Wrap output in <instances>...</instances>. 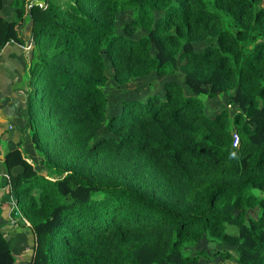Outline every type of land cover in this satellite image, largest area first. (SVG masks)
<instances>
[{
  "label": "trees",
  "instance_id": "obj_1",
  "mask_svg": "<svg viewBox=\"0 0 264 264\" xmlns=\"http://www.w3.org/2000/svg\"><path fill=\"white\" fill-rule=\"evenodd\" d=\"M6 2L15 21L1 15ZM10 42H31L32 162L18 149L3 161L32 231L29 264H199L210 258L192 250L207 237L236 255L214 258L264 264V0H0V55ZM105 61L118 86L165 78L162 95L127 98L107 116ZM199 95L239 110L208 117ZM127 159L145 174L111 172ZM14 263L0 231V264Z\"/></svg>",
  "mask_w": 264,
  "mask_h": 264
},
{
  "label": "rangeland",
  "instance_id": "obj_2",
  "mask_svg": "<svg viewBox=\"0 0 264 264\" xmlns=\"http://www.w3.org/2000/svg\"><path fill=\"white\" fill-rule=\"evenodd\" d=\"M3 18L8 21H15L16 15L11 2H6L4 10L1 12ZM131 21L130 13H119L116 17V28L119 32L123 31V27ZM20 33L29 37L30 25L24 24L19 29ZM29 35L27 36V34ZM140 33H137L138 36ZM31 44V42H29ZM213 40H206L204 42L194 43L196 51H201L204 48L214 45ZM19 51L11 58L6 60L2 54L0 57V118L8 121L5 124L4 131L0 133V179L7 175L3 161L5 155L15 149L20 150L22 156L28 161L32 162L33 151L29 145L27 136L26 124V107L25 98L27 94V78L28 73V60L30 51H24L21 46ZM105 73L107 76V84L104 90V94L107 98L106 114L110 116L112 113L119 110L120 104L127 98H136L144 100L147 95L151 93H157L162 95V85L166 81L165 78L150 76L142 80H134L128 85L118 86L113 80V71L108 61H105ZM170 78L179 80L182 82V72H178L177 75ZM198 98L204 105V113L208 117H212L219 110L225 108L231 115L237 112L239 109L237 105H230L228 97L222 96L218 98H210L206 95H199ZM232 129V127H231ZM234 132V131H233ZM108 136V133L102 128L95 136L92 143L99 141L100 139ZM35 160V159H34ZM40 173H45L44 169L34 165ZM111 172L119 174L125 178L133 179L132 176H138L145 174L144 165L135 159H127L113 163L111 166ZM21 172V168L12 170V174ZM4 180V179H3ZM6 186V185H5ZM5 191L0 190V230L3 232L7 239L13 255L15 257L14 264H29L32 257L33 250V236L32 231L29 228V223L22 217L16 207V201L11 205L8 199L9 195L6 187ZM3 189V190H4ZM264 198V194L260 195ZM228 233L237 232L234 227L227 226ZM200 250L208 255L210 259H200L199 264H232V259L221 261L219 258L212 257L213 250H223L230 252L233 258L236 257L232 248L227 246H220L217 242H214L210 238H205L199 242L192 250Z\"/></svg>",
  "mask_w": 264,
  "mask_h": 264
},
{
  "label": "crops",
  "instance_id": "obj_3",
  "mask_svg": "<svg viewBox=\"0 0 264 264\" xmlns=\"http://www.w3.org/2000/svg\"><path fill=\"white\" fill-rule=\"evenodd\" d=\"M32 2H35L36 0H31ZM29 33H30V31H29ZM29 33L27 34V36L29 35ZM19 49V47H18V45H16L15 43H13V42H10V43H8L6 46H5V48L3 49V51L1 52V55H0V57H2V54H3V56H4V58L6 59V60H11V58H13L14 56L16 57V54L18 53V50ZM0 111H1V109H0ZM8 121H6V120H4V119H1L0 118V133L2 132V131H4V129H6L5 128V124L7 123ZM4 187H0V190L1 191H5V193H6V190L4 189ZM1 205V204H0ZM1 231V230H0ZM2 234H3V232H2ZM4 235V234H3Z\"/></svg>",
  "mask_w": 264,
  "mask_h": 264
},
{
  "label": "built area",
  "instance_id": "obj_4",
  "mask_svg": "<svg viewBox=\"0 0 264 264\" xmlns=\"http://www.w3.org/2000/svg\"><path fill=\"white\" fill-rule=\"evenodd\" d=\"M35 5L37 4V6H39V7H43V6H45V0H36L35 2H33ZM23 48V50L24 51H29L30 50V48H31V44L29 43V44H27V46H24V47H22ZM233 146L234 147H237L238 146V137H237V135L236 134H233ZM3 177V179H4V181H5V185L6 184H8L9 183V176L8 175H4V176H2ZM6 187V186H5ZM7 189V188H6ZM9 201V203H11V205H13L14 204V199H12L11 197H10V199L8 200Z\"/></svg>",
  "mask_w": 264,
  "mask_h": 264
},
{
  "label": "water",
  "instance_id": "obj_5",
  "mask_svg": "<svg viewBox=\"0 0 264 264\" xmlns=\"http://www.w3.org/2000/svg\"><path fill=\"white\" fill-rule=\"evenodd\" d=\"M37 5V4H36Z\"/></svg>",
  "mask_w": 264,
  "mask_h": 264
}]
</instances>
